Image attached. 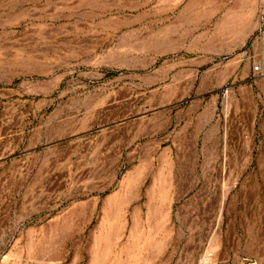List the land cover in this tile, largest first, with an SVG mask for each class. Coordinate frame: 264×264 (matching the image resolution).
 Masks as SVG:
<instances>
[{
  "label": "rangeland",
  "instance_id": "374dc122",
  "mask_svg": "<svg viewBox=\"0 0 264 264\" xmlns=\"http://www.w3.org/2000/svg\"><path fill=\"white\" fill-rule=\"evenodd\" d=\"M264 0H0V264H264Z\"/></svg>",
  "mask_w": 264,
  "mask_h": 264
},
{
  "label": "built area",
  "instance_id": "2783aa9c",
  "mask_svg": "<svg viewBox=\"0 0 264 264\" xmlns=\"http://www.w3.org/2000/svg\"><path fill=\"white\" fill-rule=\"evenodd\" d=\"M257 30L260 35L264 36V11L258 14V27ZM252 71L256 76L264 77V59H257L252 65Z\"/></svg>",
  "mask_w": 264,
  "mask_h": 264
}]
</instances>
